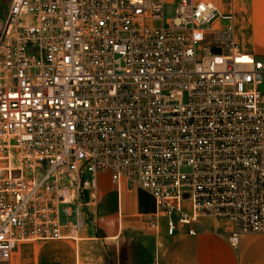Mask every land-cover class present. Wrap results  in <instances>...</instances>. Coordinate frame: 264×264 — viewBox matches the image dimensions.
Returning a JSON list of instances; mask_svg holds the SVG:
<instances>
[{
    "label": "built area",
    "instance_id": "2783aa9c",
    "mask_svg": "<svg viewBox=\"0 0 264 264\" xmlns=\"http://www.w3.org/2000/svg\"><path fill=\"white\" fill-rule=\"evenodd\" d=\"M3 1L0 263L73 238L100 172L150 193L149 228L264 234V63L236 0H177L167 20L173 0Z\"/></svg>",
    "mask_w": 264,
    "mask_h": 264
},
{
    "label": "crops",
    "instance_id": "0c3cea01",
    "mask_svg": "<svg viewBox=\"0 0 264 264\" xmlns=\"http://www.w3.org/2000/svg\"><path fill=\"white\" fill-rule=\"evenodd\" d=\"M235 31L241 34L243 42H248V51L264 56V0H237ZM110 195L114 196L113 208ZM95 203L103 220L97 223L105 239L119 237L123 226L143 222L122 221V217H146L154 212V201L148 191L136 186L129 188L126 183L117 189L107 172H100L97 177ZM161 220L155 233L150 231L156 244L152 264H264V234L241 235L233 248L227 240V232L233 228L231 223L202 215L189 225L195 234L188 233V226L178 225L175 233L169 235L164 219ZM22 255L20 252L17 260Z\"/></svg>",
    "mask_w": 264,
    "mask_h": 264
},
{
    "label": "rangeland",
    "instance_id": "374dc122",
    "mask_svg": "<svg viewBox=\"0 0 264 264\" xmlns=\"http://www.w3.org/2000/svg\"><path fill=\"white\" fill-rule=\"evenodd\" d=\"M176 1L173 0V5L165 7V20L172 16ZM3 4L4 1L0 0V15L4 10ZM236 38L240 46L247 50L249 44L243 42L239 32H236ZM255 59L264 63L263 55H255ZM109 198L113 208L114 196L110 195ZM96 206V203L90 205L85 225L75 232L73 238L22 243L14 251L10 261L0 264H152L156 244L150 231L154 232L155 229L148 227L147 216L122 217V221L143 222L137 226H123L119 237L105 239L104 232L97 223L103 220L100 219ZM157 245L160 248V244ZM20 252L23 255L17 260Z\"/></svg>",
    "mask_w": 264,
    "mask_h": 264
}]
</instances>
